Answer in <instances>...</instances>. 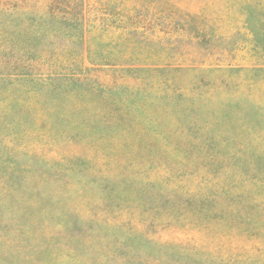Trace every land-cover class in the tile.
I'll return each instance as SVG.
<instances>
[{
    "label": "rangeland",
    "instance_id": "rangeland-1",
    "mask_svg": "<svg viewBox=\"0 0 264 264\" xmlns=\"http://www.w3.org/2000/svg\"><path fill=\"white\" fill-rule=\"evenodd\" d=\"M90 2L138 27L88 45L130 55L88 73L125 81L126 131L73 108L80 67L102 68L85 47L59 39L58 66L17 69V5L39 17L48 0H0V264H264V0ZM164 64L182 69L175 109L149 88ZM154 122L171 134L151 146Z\"/></svg>",
    "mask_w": 264,
    "mask_h": 264
},
{
    "label": "trees",
    "instance_id": "trees-1",
    "mask_svg": "<svg viewBox=\"0 0 264 264\" xmlns=\"http://www.w3.org/2000/svg\"><path fill=\"white\" fill-rule=\"evenodd\" d=\"M32 13L28 9L24 10L23 6L17 5V69L20 71L24 67L27 69H44L58 66L61 63V55L55 54L58 52L55 41L59 39L63 42L69 41L70 44H76L78 47H85L87 62L92 66L102 67L103 69L80 67L86 74L82 83L84 82L89 89L86 91L87 94L78 95L80 101L73 108L78 109L82 107L87 109L85 112L86 116L92 117L93 120L95 117L97 120L101 119L102 125L105 127H117L120 131H126L128 128L131 129V117L125 102L123 99H115L111 94L115 88L124 87L125 89V81H120L116 77L107 79L102 78L100 75H88L90 71L104 73L108 69L115 73L128 71L127 69L120 68L125 62H132L128 52L123 53L121 57H115L106 53H94V51H90L88 45L90 44V35L96 31L110 33L111 37H113V31L123 30L119 35H122L124 39H127L129 35L138 34V27L133 29L128 25V21L131 19L130 13H126L123 10V14L121 15L120 12L111 11L106 6L99 7L97 4L90 2V0H86L85 2L83 0H48L46 15L35 17ZM5 14L12 15L9 8L0 3V17H3ZM68 31H71V33H67ZM94 44H97V41ZM126 47H132V45L127 42ZM72 59L73 62L76 61L75 58ZM0 62L3 65L4 62L1 59ZM163 66L165 68L168 67L167 64ZM167 70L165 72L163 68L151 69V72H154L156 75L154 79H151L153 84L149 88L154 86V97L160 96L161 99L165 98L162 101L164 105L166 107H168L167 105H172V109H175L179 104V88H181L179 87L181 85L176 74L182 71V69L177 66L168 67ZM201 72H204V70H201ZM72 74L74 73H69V75ZM197 82L199 85L201 83L204 86L209 84L208 79H198ZM183 96L186 104L185 107L189 105V107L195 109L197 105L193 104L203 102V95H197V98L186 94ZM85 122L83 121L81 125H85L86 132L90 131L89 126H86L87 122ZM152 125L157 131L151 141L148 142L151 146L156 142L154 138L164 141L169 138L171 134L169 127H160L162 126L160 122H154ZM204 126L208 127V125ZM142 127V124L139 125L138 136L140 138L138 140L140 142H143L146 130L145 127ZM89 141H91L90 138H88ZM209 143L214 144L210 140L206 141L204 146H207Z\"/></svg>",
    "mask_w": 264,
    "mask_h": 264
}]
</instances>
